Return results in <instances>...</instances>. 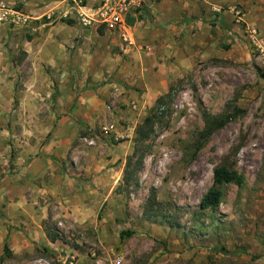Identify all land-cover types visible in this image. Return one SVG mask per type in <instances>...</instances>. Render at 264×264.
<instances>
[{"label":"rangeland","instance_id":"374dc122","mask_svg":"<svg viewBox=\"0 0 264 264\" xmlns=\"http://www.w3.org/2000/svg\"><path fill=\"white\" fill-rule=\"evenodd\" d=\"M99 1L0 0V184L18 154H40L52 137L59 89L76 86L66 70L76 53L83 68H90L92 59L99 68L95 57L104 62L96 81L109 90L94 92L98 118L92 128L79 131L81 138L93 139L82 144L95 148V154L70 153L63 167L74 177L80 170L71 161L77 167L88 159L91 166L115 168L109 188L92 191L104 200L97 204L86 197L85 210L63 201L44 203L42 197L27 205L14 198L6 218L8 203H0V231L14 237L1 244L0 264H264V77L242 28H227L229 13L231 22L221 25L218 17L227 12H215L207 0H174L176 8L169 0H156L127 32L83 26L79 7ZM163 31L173 41L171 51L177 48L187 60L169 54L157 60L161 66L139 60L144 63L140 79L160 73L165 92L158 81L146 95L138 80L129 86L127 74L114 77L126 63L118 44L145 54L140 47L157 43L152 34ZM149 47L146 58L156 51ZM167 94L143 145L142 165L134 169V158L133 175L125 182L135 129L155 100ZM233 105L244 113L203 140L205 117H219ZM199 140L203 146L195 153ZM219 165L237 171L244 183L222 186L215 212L200 210ZM127 229L133 234L121 240L119 233Z\"/></svg>","mask_w":264,"mask_h":264},{"label":"crops","instance_id":"0c3cea01","mask_svg":"<svg viewBox=\"0 0 264 264\" xmlns=\"http://www.w3.org/2000/svg\"><path fill=\"white\" fill-rule=\"evenodd\" d=\"M204 1L207 4L210 3V6L214 7L223 5L225 7L233 5L240 6L245 14V22L257 27L261 35L264 36V0H207L209 3L206 0ZM173 2L175 1L169 0V3L176 8L177 5ZM229 16L228 13L219 16V23L227 26V22H231ZM134 20L136 21V19ZM231 25L230 27L227 26V28H230L232 31H237L236 25H233L232 22ZM129 27L131 28V26ZM152 36H154L157 43L154 44V42H151L150 44L144 42V44L156 47V51L151 57L147 58L144 56L145 54L138 53L132 47L118 44L123 51V55L126 56V63L121 65V71L118 70V73L114 75V77L119 76V78L122 79V74H127L130 78L129 86L135 81L137 83L138 80L139 85H142L148 91L146 95H148L150 91L152 93V89L156 90L158 88L155 81H158V84L162 83L161 92H165V77L160 75V73H156L151 77H147L145 80L140 79L142 77L141 63L143 62H140L139 59L146 60L148 64L154 62L153 66H161V64H157L158 61L162 60L163 56L168 54L169 56H174L177 60H187V58H182L183 55L181 51L176 47V50L174 49L171 51L174 44L173 41L168 39L169 37H167L165 31L155 32ZM98 46H100V44ZM177 55H180V58H178ZM69 59L72 65L70 68H66V70L71 72L74 78L72 82L75 81L76 86L59 89L62 97L54 106L55 113L59 117V120L56 123V128L52 137L42 148L40 154H29L27 151L18 154L15 158L16 162L10 164L13 166V169L6 171V175L0 184V188H2L0 189V203H8L3 211L6 218L10 216L11 205L9 204L15 203L14 198H18L20 204L27 205V201L30 202L31 199H40V197H42L44 203L48 200H54V203L63 201L62 203L66 205L75 204V207L77 206V208L85 210V205L87 204V202H85L86 197L90 196L94 198L96 203L99 204V200L103 197L98 198V195H95V192L92 191L107 190L109 184H111L110 178L115 168L104 167L105 164H102L100 167H95L96 165L91 166L88 159H83L84 165L77 167L75 163L71 161L72 167H75V170H80V176L77 177L71 175L70 172L63 167V164L66 165L67 156L70 153L78 156L80 153H83L85 156L95 154V148L82 144L84 139L92 142L93 139L86 136V138H81L79 131L85 129V127L92 128L93 121L98 118L99 113H97V111L99 108L96 107L98 100L94 92L100 91L106 93L109 90V87L105 85L100 86L99 81H96L101 77V72L97 70L104 71V62H98V59L95 57L96 64L99 65V68H97L93 59L91 60L90 68L89 66L83 68L80 65V56L77 53L72 55ZM132 59L135 61L132 62ZM100 60H102V58H100ZM113 60L114 59H112V61ZM159 68L161 69L162 67ZM146 69L148 72L151 68L146 66ZM86 76L91 78L90 82L86 80ZM77 78L83 80H78ZM95 82L97 83L95 84ZM72 89L76 92V95L73 93ZM129 120H131V118H129ZM109 162H111V164L115 163L114 161ZM9 199H12V202ZM102 200H104V198ZM78 218H80V216ZM10 233L11 232L6 230L3 232L0 231V246L4 241L7 243L8 238L11 239L13 237ZM7 247L10 249L8 245Z\"/></svg>","mask_w":264,"mask_h":264},{"label":"trees","instance_id":"16d2710c","mask_svg":"<svg viewBox=\"0 0 264 264\" xmlns=\"http://www.w3.org/2000/svg\"><path fill=\"white\" fill-rule=\"evenodd\" d=\"M140 18V17H138ZM134 19H128V25L131 26L133 24ZM61 23H64L68 26H73L74 21H70L67 19H61ZM101 34V31H100ZM264 72V71H263ZM260 72L261 76L264 77V73ZM170 96L163 95L158 97L155 100V106L151 110V114L148 117H145L142 124L136 127L135 134L136 137L134 139V147L131 156L127 159L126 166L123 172V180L125 182L128 181L129 178L133 175L132 171H129V167L131 166V162L135 158L133 162L134 169H139L142 165L144 158V147L145 142L150 138L151 134L154 131V126L157 117V113L159 115L162 114L161 109L165 107L166 99H169ZM235 104V103H234ZM244 111L240 109L237 105H233L228 112H225L219 117H205V125L203 130L200 133L201 138L203 140L207 139L211 136L215 131L222 129L228 122L232 121L237 116L243 114ZM201 140V139H200ZM200 140L196 144V151L203 146ZM244 183V178L241 174H239L234 169L229 168L226 165H219L213 168L212 170V185L206 191V193L201 197L199 202V209L203 211L215 212L222 200L223 192L221 191V187L227 184H233L237 187H241ZM133 234V230L127 229L126 231H122L119 233V238L121 240L129 238ZM50 240L54 241L55 238H51ZM3 253L9 255L11 252L6 245L3 247Z\"/></svg>","mask_w":264,"mask_h":264},{"label":"built area","instance_id":"2783aa9c","mask_svg":"<svg viewBox=\"0 0 264 264\" xmlns=\"http://www.w3.org/2000/svg\"><path fill=\"white\" fill-rule=\"evenodd\" d=\"M156 0H100L97 6L85 8L79 7V18L83 26L96 25L108 30L129 31L128 19L140 17L143 9L148 7ZM225 12L231 14L232 23L242 28L243 37L251 48L264 71V37L260 34L257 27L248 25L245 22V14L240 6L214 8L215 12ZM121 37L127 41V35L123 32ZM140 50L145 54L150 53L149 45H142Z\"/></svg>","mask_w":264,"mask_h":264}]
</instances>
